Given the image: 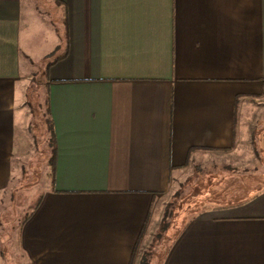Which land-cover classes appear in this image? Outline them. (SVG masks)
Instances as JSON below:
<instances>
[{"label":"crops","instance_id":"obj_1","mask_svg":"<svg viewBox=\"0 0 264 264\" xmlns=\"http://www.w3.org/2000/svg\"><path fill=\"white\" fill-rule=\"evenodd\" d=\"M39 2L0 0V264H141L199 168L150 264H264V0Z\"/></svg>","mask_w":264,"mask_h":264},{"label":"rangeland","instance_id":"obj_2","mask_svg":"<svg viewBox=\"0 0 264 264\" xmlns=\"http://www.w3.org/2000/svg\"><path fill=\"white\" fill-rule=\"evenodd\" d=\"M41 1V0H40ZM36 2L40 4L39 0H29L32 8L36 7ZM32 94V92H30ZM48 125V124H47ZM258 156L264 158V151L257 150ZM264 170V167H260ZM195 171V173L189 177L185 182H183L180 188L173 194L170 199H168L162 219L158 225L156 232L152 235V242L148 247H144L141 251V264L144 259L151 263L154 258H159L165 250L172 243L173 239L177 236L178 232L183 228L188 219L194 216L199 210L202 202L203 189L208 183L203 182L201 176L203 174L201 169ZM204 172V171H203ZM35 178V176H34ZM34 184V179L29 182L24 181L22 185L21 192L15 193L14 197L11 199H5L3 206H0V221L5 225L0 228L1 240L5 244L10 243V241L15 240L19 230V225L22 220V209L28 205H31L34 198H29L28 201L25 198L26 187ZM211 193V190H210ZM211 200V199H210ZM13 202V206L10 205ZM4 202V201H3ZM6 217V218H5ZM7 217L11 218V221H7ZM167 227L166 230L163 229V225ZM9 253L11 251L10 258L13 259V264H18L20 261L19 252L17 247L13 244L8 246Z\"/></svg>","mask_w":264,"mask_h":264},{"label":"trees","instance_id":"obj_3","mask_svg":"<svg viewBox=\"0 0 264 264\" xmlns=\"http://www.w3.org/2000/svg\"><path fill=\"white\" fill-rule=\"evenodd\" d=\"M63 56H61V57H57V58H55L53 61H51L50 62V64H53L54 62H56L57 60H59V59H61ZM166 226H165V223H164V225H163V229L164 230H166ZM142 264H150V262L147 260V258L146 259H144L143 261H142Z\"/></svg>","mask_w":264,"mask_h":264}]
</instances>
